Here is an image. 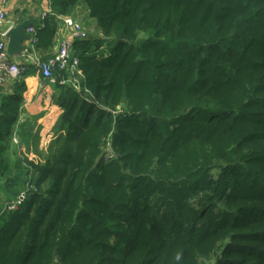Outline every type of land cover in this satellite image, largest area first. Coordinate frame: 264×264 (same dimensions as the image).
Listing matches in <instances>:
<instances>
[{
	"label": "trees",
	"instance_id": "obj_1",
	"mask_svg": "<svg viewBox=\"0 0 264 264\" xmlns=\"http://www.w3.org/2000/svg\"><path fill=\"white\" fill-rule=\"evenodd\" d=\"M49 6L28 53L63 17L84 36L73 74L24 57L0 96V264H264V0ZM35 73L39 159L13 143Z\"/></svg>",
	"mask_w": 264,
	"mask_h": 264
},
{
	"label": "crops",
	"instance_id": "obj_2",
	"mask_svg": "<svg viewBox=\"0 0 264 264\" xmlns=\"http://www.w3.org/2000/svg\"><path fill=\"white\" fill-rule=\"evenodd\" d=\"M51 6H49V0H7L6 4V19L3 22H0V32L4 31L5 29L10 28L11 26H15L19 24L21 21L26 19L27 16H33L40 20L39 26H43V23L41 22V14L43 12H47L50 9ZM79 9L83 11L85 16H88V11L85 10L83 3H80ZM86 27H88L91 24L93 27L96 23L95 20H87L84 19ZM91 27H88L86 29V34H90ZM58 33L55 36V44L52 48V54H55L59 48V45L61 41L65 39L67 36V31L64 29L62 21L58 24ZM94 30V29H93ZM35 56L42 57L41 53L39 51H36L33 53ZM18 61H21L19 59ZM80 72V71H79ZM81 75H75L74 80L80 81ZM70 78V77H69ZM24 82H26L27 85V91L25 93V103L23 104L21 113L19 115L18 123H23V119L27 118H34L37 120V126L40 124L39 118L43 114H48L51 118H53V110L49 106V94H41V90L43 89V85H50L48 82L45 83L42 81V79L39 77L37 73L32 74L24 78ZM12 89L10 88V85L6 83H0V96L5 95L7 93H11ZM54 122L56 121L53 118ZM50 123V127L53 125V123ZM36 126V128H37ZM51 129V128H49ZM45 130L43 133L45 135H48L47 141L53 139V133L49 132L48 130ZM36 153V152H35ZM38 154L36 153V158ZM29 158V157H28ZM30 158H33L30 156ZM39 159V158H38Z\"/></svg>",
	"mask_w": 264,
	"mask_h": 264
},
{
	"label": "built area",
	"instance_id": "obj_3",
	"mask_svg": "<svg viewBox=\"0 0 264 264\" xmlns=\"http://www.w3.org/2000/svg\"><path fill=\"white\" fill-rule=\"evenodd\" d=\"M6 0H0V22H4L6 19V8H5ZM45 14H43L44 16ZM63 27L67 31V36L63 41H61L58 53L55 58L48 59L46 61H40L33 53L27 57V59L31 60L35 66L39 67L43 71V75L45 77H51V70L54 67H58L60 69H65L73 74L75 68L78 64V59L72 58L70 56V45L74 41V39H79V37L84 36V30L81 31V28H78V25L75 21L69 17H63ZM5 29L0 32V83H6L8 80H12L16 78L21 71L19 67V63L13 61L6 52V38H5ZM26 32L33 35L31 38V43L35 41V29L34 27H29L26 29ZM30 43V45H31ZM24 195H20V199H23Z\"/></svg>",
	"mask_w": 264,
	"mask_h": 264
},
{
	"label": "water",
	"instance_id": "obj_4",
	"mask_svg": "<svg viewBox=\"0 0 264 264\" xmlns=\"http://www.w3.org/2000/svg\"><path fill=\"white\" fill-rule=\"evenodd\" d=\"M39 19L33 16H27L15 26H11L6 30V52L8 56L14 61L28 57L29 45L31 43L32 35L26 32V29L31 26H38Z\"/></svg>",
	"mask_w": 264,
	"mask_h": 264
},
{
	"label": "rangeland",
	"instance_id": "obj_5",
	"mask_svg": "<svg viewBox=\"0 0 264 264\" xmlns=\"http://www.w3.org/2000/svg\"><path fill=\"white\" fill-rule=\"evenodd\" d=\"M90 19H92V18H90L88 16V20H90ZM95 22L96 23L94 24L95 25L94 27H91L92 25H90L88 27H91L92 29L99 31V22H98V20H95ZM90 32H92V30H90ZM93 34H97V33H93ZM108 46L111 47L112 45L108 44L107 47ZM94 49H95V45H93L91 51L92 52L95 51L94 53L99 54L100 51H103L104 49H107V48L104 46L102 49H100V47H96V50H94ZM78 74H81V72H78ZM80 78H81V76H80ZM22 125H23V133L32 135V137H28V144L22 148L24 150V152L25 151L28 152L27 157H29V153H31V154L35 153L36 149L38 148L40 143L43 141L44 134H41V133L39 134L38 130L40 127H39V125L37 126V120L36 119H34V118H32V119L27 118L26 119L25 118V119H23V123L19 122V124H17L16 135L13 136V143L14 144H17V145L20 144V146H22V144L25 142L24 140L21 139V137L18 136L20 134V127H22ZM36 126H37V128H36ZM46 143L47 142H44L41 144L43 148L46 146Z\"/></svg>",
	"mask_w": 264,
	"mask_h": 264
},
{
	"label": "bare ground",
	"instance_id": "obj_6",
	"mask_svg": "<svg viewBox=\"0 0 264 264\" xmlns=\"http://www.w3.org/2000/svg\"><path fill=\"white\" fill-rule=\"evenodd\" d=\"M7 3H5V5H6ZM32 27V26H31ZM68 35V34H67ZM32 37H33V35H32ZM35 59H38V58H35Z\"/></svg>",
	"mask_w": 264,
	"mask_h": 264
},
{
	"label": "clouds",
	"instance_id": "obj_7",
	"mask_svg": "<svg viewBox=\"0 0 264 264\" xmlns=\"http://www.w3.org/2000/svg\"><path fill=\"white\" fill-rule=\"evenodd\" d=\"M33 27V26H32Z\"/></svg>",
	"mask_w": 264,
	"mask_h": 264
}]
</instances>
